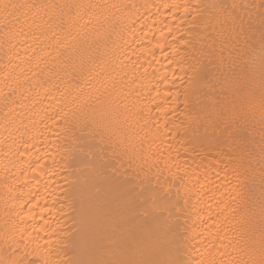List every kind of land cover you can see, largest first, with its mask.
Returning a JSON list of instances; mask_svg holds the SVG:
<instances>
[{
  "label": "bare ground",
  "instance_id": "obj_1",
  "mask_svg": "<svg viewBox=\"0 0 264 264\" xmlns=\"http://www.w3.org/2000/svg\"><path fill=\"white\" fill-rule=\"evenodd\" d=\"M264 0H0V264H261Z\"/></svg>",
  "mask_w": 264,
  "mask_h": 264
},
{
  "label": "snow or ice",
  "instance_id": "obj_2",
  "mask_svg": "<svg viewBox=\"0 0 264 264\" xmlns=\"http://www.w3.org/2000/svg\"><path fill=\"white\" fill-rule=\"evenodd\" d=\"M261 264H264V261H262Z\"/></svg>",
  "mask_w": 264,
  "mask_h": 264
}]
</instances>
